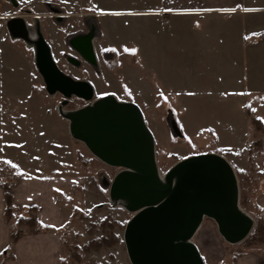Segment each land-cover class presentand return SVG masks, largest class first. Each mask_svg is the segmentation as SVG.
Here are the masks:
<instances>
[{
    "label": "rangeland",
    "instance_id": "rangeland-1",
    "mask_svg": "<svg viewBox=\"0 0 264 264\" xmlns=\"http://www.w3.org/2000/svg\"><path fill=\"white\" fill-rule=\"evenodd\" d=\"M158 2L0 0V182L9 185L25 175L66 177L63 196L55 197L63 214L62 262L130 264L123 233L133 212L109 195L121 169L73 139L65 118L112 96L140 108L160 179L189 156L216 154L228 162L238 206L252 218V230L232 245L204 218L192 242L209 264L246 258L263 264L264 239L250 236L257 228L264 235V0L208 13L164 12ZM26 27L45 43L63 74L91 86L89 99L47 91ZM89 28L95 66L71 44ZM15 218L12 207L6 218L10 241Z\"/></svg>",
    "mask_w": 264,
    "mask_h": 264
},
{
    "label": "water",
    "instance_id": "water-1",
    "mask_svg": "<svg viewBox=\"0 0 264 264\" xmlns=\"http://www.w3.org/2000/svg\"><path fill=\"white\" fill-rule=\"evenodd\" d=\"M36 64L50 93L89 99L92 88L64 75L43 41ZM73 139L102 163L120 168L109 195L133 212L123 243L130 264H204L192 238L204 218L228 244L245 240L253 220L238 206V189L228 162L216 154L189 156L160 179L154 141L140 108L105 96L65 115ZM117 201V200H114Z\"/></svg>",
    "mask_w": 264,
    "mask_h": 264
},
{
    "label": "crops",
    "instance_id": "crops-1",
    "mask_svg": "<svg viewBox=\"0 0 264 264\" xmlns=\"http://www.w3.org/2000/svg\"><path fill=\"white\" fill-rule=\"evenodd\" d=\"M158 3L159 9L164 12L208 13L241 9L243 2L242 0H159ZM66 185V177L50 175H25L9 185L0 182V261L3 260L2 256L8 255L4 264H64L61 260V242L58 235V228L63 222V214L55 197L61 196L60 194L63 196L64 193H60L59 190L66 188ZM57 190L59 193H56ZM6 193L12 199L16 220L22 215L23 210L29 212L27 207H34L38 223L49 227L50 230L33 235H23L12 245L11 225L5 218ZM192 243L197 247L194 242ZM248 260L247 258L241 259L239 264H251ZM203 261L204 264H209L206 256Z\"/></svg>",
    "mask_w": 264,
    "mask_h": 264
},
{
    "label": "trees",
    "instance_id": "trees-1",
    "mask_svg": "<svg viewBox=\"0 0 264 264\" xmlns=\"http://www.w3.org/2000/svg\"><path fill=\"white\" fill-rule=\"evenodd\" d=\"M5 204H6L5 216H6V218H9L11 215V212H12V199H11L10 195L7 193L5 196ZM27 210H29L30 214L28 216H25L24 218L20 217L19 220L17 221L18 227H19V225H24L27 227V230L22 231L21 228L17 227V229L14 230L11 234V244L12 245L24 234H37L40 232H47L50 230L49 227L42 226L40 223H38L36 217L33 214L35 212L34 207H27ZM29 221L32 222L33 224L28 223ZM250 239L253 241L254 240L261 241L264 239V235L259 234V228H257L255 230L254 235L250 236ZM2 257H3V260L0 261V264H4V261L6 260L4 258V256H2Z\"/></svg>",
    "mask_w": 264,
    "mask_h": 264
},
{
    "label": "flooded vegetation",
    "instance_id": "flooded-vegetation-1",
    "mask_svg": "<svg viewBox=\"0 0 264 264\" xmlns=\"http://www.w3.org/2000/svg\"><path fill=\"white\" fill-rule=\"evenodd\" d=\"M25 31H26V37L30 41H32L36 46H38L41 39L36 34V32H34V30L27 28V27L25 28ZM76 38L77 40H75L74 42H71V44L73 45L72 49L77 53V55L84 62H86L89 65L95 66L97 59H96V54H95V50L93 47V40H94L93 28L87 29V32L77 35ZM70 62L73 64H77V61H74L73 59H71ZM74 81H78V80H74Z\"/></svg>",
    "mask_w": 264,
    "mask_h": 264
},
{
    "label": "bare ground",
    "instance_id": "bare-ground-1",
    "mask_svg": "<svg viewBox=\"0 0 264 264\" xmlns=\"http://www.w3.org/2000/svg\"><path fill=\"white\" fill-rule=\"evenodd\" d=\"M114 200H117V201L123 203L124 205H127V201L126 200L116 199V198Z\"/></svg>",
    "mask_w": 264,
    "mask_h": 264
},
{
    "label": "snow or ice",
    "instance_id": "snow-or-ice-1",
    "mask_svg": "<svg viewBox=\"0 0 264 264\" xmlns=\"http://www.w3.org/2000/svg\"><path fill=\"white\" fill-rule=\"evenodd\" d=\"M134 51V50H133ZM258 119H261L260 117H258Z\"/></svg>",
    "mask_w": 264,
    "mask_h": 264
}]
</instances>
